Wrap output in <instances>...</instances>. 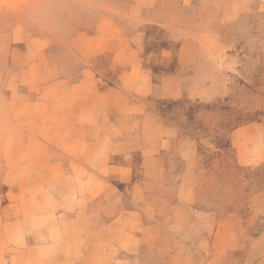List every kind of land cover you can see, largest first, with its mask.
<instances>
[{"label": "crops", "instance_id": "0c3cea01", "mask_svg": "<svg viewBox=\"0 0 264 264\" xmlns=\"http://www.w3.org/2000/svg\"><path fill=\"white\" fill-rule=\"evenodd\" d=\"M105 2L85 1L93 15L69 11L43 29L32 20L0 32V264H195L192 251L174 252L162 222L169 211L190 216L191 202L171 199L192 194L197 142L191 131L163 125L158 105L182 96L183 75L165 72L166 64L206 65L182 28L205 0ZM153 34L180 38L174 48L164 41L151 48ZM216 90L210 75L196 97L215 99ZM160 156L183 161V169L169 172ZM123 173L135 177L111 194L110 236L95 214L92 237H68L65 230L76 227L66 217L76 211L71 201L79 210L81 199L101 194L105 176ZM49 181L77 184L61 211L45 204ZM232 232L218 222L206 264L227 263L226 250L241 241Z\"/></svg>", "mask_w": 264, "mask_h": 264}, {"label": "rangeland", "instance_id": "374dc122", "mask_svg": "<svg viewBox=\"0 0 264 264\" xmlns=\"http://www.w3.org/2000/svg\"><path fill=\"white\" fill-rule=\"evenodd\" d=\"M85 1L0 0V32L17 24L29 28L32 20L42 28L69 11L91 14L88 11L93 6L86 5ZM104 1L106 7L108 0ZM204 3L203 9L185 20L182 28L190 33L184 37L192 43L195 56L206 65L203 69L179 70L171 62L166 64L165 72L183 75L179 86L182 96L177 101L158 105L165 114L162 124L191 131L198 147L192 194L175 192L171 199L173 204L179 200L191 202L190 216L184 219L169 211L162 222L163 234L174 244L175 253L192 251L195 264H206L211 255L210 240L219 222L230 231L238 230L241 239L239 246L226 250L231 254L226 264H264V0H205ZM206 16L213 20L207 27ZM150 37L147 46L151 48L160 46L156 45L157 41L174 48L180 38L163 39L155 34ZM210 75L215 77L217 90L212 96L216 97L209 100L205 95H198L201 96L198 99L196 91ZM150 119L157 120L156 116ZM237 129L241 130L239 135L235 134ZM183 135H186L184 131ZM160 163L169 172L179 173L183 169V161L168 157L160 156ZM115 176V179L105 176L109 178L100 182L102 189L97 193L101 194L81 199L79 210L78 203L71 201L70 207L76 211L71 210L66 217L75 219L73 226L76 227L65 230L68 237H92L95 214H100L101 222L97 225H103L102 236H110L104 224L114 219L108 206L111 194L122 192L135 177L126 173L121 178ZM43 183L49 192L45 204L59 211L65 205V196L77 187V184L59 181ZM84 188L88 185L80 182V189ZM66 217L57 219L64 221ZM119 260L111 264H120ZM100 263L110 264V261Z\"/></svg>", "mask_w": 264, "mask_h": 264}]
</instances>
